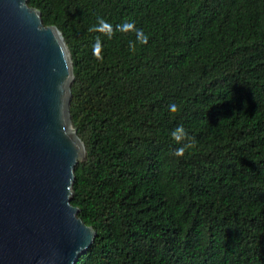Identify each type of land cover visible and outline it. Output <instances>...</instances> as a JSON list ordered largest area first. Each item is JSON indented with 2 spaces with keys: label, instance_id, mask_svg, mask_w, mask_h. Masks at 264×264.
<instances>
[{
  "label": "trees",
  "instance_id": "16d2710c",
  "mask_svg": "<svg viewBox=\"0 0 264 264\" xmlns=\"http://www.w3.org/2000/svg\"><path fill=\"white\" fill-rule=\"evenodd\" d=\"M27 4L73 64L74 264H264V0Z\"/></svg>",
  "mask_w": 264,
  "mask_h": 264
},
{
  "label": "water",
  "instance_id": "95a60500",
  "mask_svg": "<svg viewBox=\"0 0 264 264\" xmlns=\"http://www.w3.org/2000/svg\"><path fill=\"white\" fill-rule=\"evenodd\" d=\"M59 29L27 0H0V264H74L96 232L72 204L86 155Z\"/></svg>",
  "mask_w": 264,
  "mask_h": 264
},
{
  "label": "clouds",
  "instance_id": "9594fccd",
  "mask_svg": "<svg viewBox=\"0 0 264 264\" xmlns=\"http://www.w3.org/2000/svg\"><path fill=\"white\" fill-rule=\"evenodd\" d=\"M99 27H100V28H104V27H108V26L106 25L105 21L100 20V21H99ZM118 27H122L123 29H129V28H132V25H131L130 23H125V24H123V25H121V26H118ZM141 42L146 43V42H147V37L144 36ZM99 46H100V42H99V40H97L96 44L94 45V51H95V49L98 48ZM169 107H170V109L173 110V111H175V109H176V105H175V104H171ZM181 131H182V128H178L177 130H175V131L172 133V135H173L177 140H179V139H180V136L178 135V133L181 132ZM183 152H184V148H183V147L178 148V149L176 150V155H182Z\"/></svg>",
  "mask_w": 264,
  "mask_h": 264
},
{
  "label": "rangeland",
  "instance_id": "374dc122",
  "mask_svg": "<svg viewBox=\"0 0 264 264\" xmlns=\"http://www.w3.org/2000/svg\"><path fill=\"white\" fill-rule=\"evenodd\" d=\"M78 137H79V136H78ZM81 139H82V138H81ZM82 140H83V139H82ZM83 143H84V141H83ZM85 158H86V155L84 156V158H83L81 161H84V160H85ZM81 161H80V162H81Z\"/></svg>",
  "mask_w": 264,
  "mask_h": 264
}]
</instances>
